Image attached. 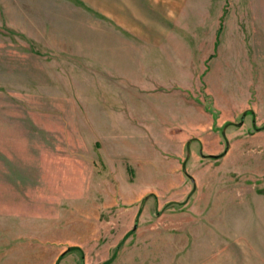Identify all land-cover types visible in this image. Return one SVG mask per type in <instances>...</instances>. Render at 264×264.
<instances>
[{
    "label": "rangeland",
    "instance_id": "obj_1",
    "mask_svg": "<svg viewBox=\"0 0 264 264\" xmlns=\"http://www.w3.org/2000/svg\"><path fill=\"white\" fill-rule=\"evenodd\" d=\"M206 2L187 55L147 51L128 80L117 28L181 0H0V264H264V52L209 55Z\"/></svg>",
    "mask_w": 264,
    "mask_h": 264
},
{
    "label": "crops",
    "instance_id": "obj_2",
    "mask_svg": "<svg viewBox=\"0 0 264 264\" xmlns=\"http://www.w3.org/2000/svg\"><path fill=\"white\" fill-rule=\"evenodd\" d=\"M231 1L232 0H207L206 4L208 3L215 4V13L214 16L212 17L213 28H212L211 38L206 41L203 40L201 44L203 45L205 43L204 45H206V47L208 48L207 53H209V55H213L214 58L216 53L215 45H217L216 47H219V49L223 47L224 51L226 48L231 46H237V48L248 47L249 52H251L250 49L252 48L254 49V52L257 55L261 54L262 51L264 52V0H246L249 1L248 2L249 8L247 9L248 12H245V14L243 12L241 16L238 13V9H234V8L231 9L232 6H235V5H230L232 4ZM251 1L253 2L251 3ZM188 4H189V0H181V3H179L178 10L174 9L176 16L170 15L171 13L166 14L164 17L160 15L158 16V18L161 20V22L157 21L158 18L157 20L155 19V21L151 23H134L127 21L126 23L121 24L122 25L121 28H117L115 32L116 33L115 40H113L112 42L110 41V45L106 47H108L107 48L108 53L116 57V68L119 73L124 75V76L122 75L123 79L125 77L128 80H133V77L138 76L137 74L140 71V69L136 70L135 66H137L141 61H143L144 55L147 54V51H152V52L157 51L160 54H162L163 51L166 54H169L170 52L173 51V49H175L174 51L178 52L179 56L181 54L187 53V50H185L186 44H185V38L183 36V32L188 28L187 18L184 17L185 10ZM197 5L199 6V8L202 7L201 0L200 3H198ZM243 21H245V23H240ZM223 26H224V30L222 31ZM232 29L243 32V40L239 39L241 45H237L231 40L232 35L230 33ZM216 55L218 59L220 56L219 53L217 52ZM162 57L169 58L163 55ZM146 60H151V58L146 56ZM175 89L178 90L179 93L183 95L182 97L184 98H188L189 100L192 97L195 98V95L191 93H187L186 92L187 90L185 88L182 89L179 87H175ZM191 102L195 103V100L193 99ZM247 109L248 108L245 106L241 108L239 111L242 112ZM227 120L230 119L228 118L223 119L219 123V127ZM199 138L200 137H198V139ZM214 138L212 137V139ZM216 138L219 141L218 144V148H219L220 146L219 136H216ZM216 146L217 145H215V149ZM215 149L207 150V155L210 156L215 155ZM182 155L183 153L181 152L180 155L176 156V157H181L180 160L178 158L177 159L174 158L173 160H175V162H177L176 160L182 161L183 158ZM176 171L177 168H175L174 172ZM179 180H180L179 183L176 184L175 187H181L183 191H189V188L185 187L186 184L184 178L180 177ZM199 189L200 188L196 184L195 193L193 195L194 198L195 196H197ZM106 190H107V197H109L110 200L114 198L113 197L114 195H117L116 193L113 192L114 191L113 189L111 192L108 191V188ZM140 195L136 196V198H132V201L138 202L140 199ZM100 202H102V200H100ZM82 204L83 203L80 202L75 204V206L78 207L77 212L79 214L83 213L80 209H82L85 205L82 207ZM191 208L192 205L190 201H188L182 207L183 210L182 214L190 213L189 211L191 210ZM214 220L215 219L212 218L211 221L215 222ZM191 223L195 224V222H191ZM81 247L82 245L79 242L75 243V245L72 247L75 250L73 249L72 252L81 250Z\"/></svg>",
    "mask_w": 264,
    "mask_h": 264
},
{
    "label": "trees",
    "instance_id": "obj_3",
    "mask_svg": "<svg viewBox=\"0 0 264 264\" xmlns=\"http://www.w3.org/2000/svg\"><path fill=\"white\" fill-rule=\"evenodd\" d=\"M208 157H211V156H208Z\"/></svg>",
    "mask_w": 264,
    "mask_h": 264
}]
</instances>
